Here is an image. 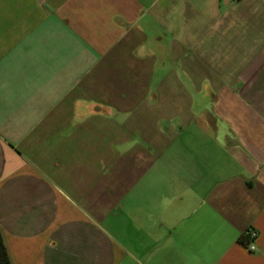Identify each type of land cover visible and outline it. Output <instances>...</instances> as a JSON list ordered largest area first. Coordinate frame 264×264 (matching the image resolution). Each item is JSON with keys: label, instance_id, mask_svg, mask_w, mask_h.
Wrapping results in <instances>:
<instances>
[{"label": "crops", "instance_id": "1", "mask_svg": "<svg viewBox=\"0 0 264 264\" xmlns=\"http://www.w3.org/2000/svg\"><path fill=\"white\" fill-rule=\"evenodd\" d=\"M0 229L12 264H264V0H0Z\"/></svg>", "mask_w": 264, "mask_h": 264}, {"label": "trees", "instance_id": "2", "mask_svg": "<svg viewBox=\"0 0 264 264\" xmlns=\"http://www.w3.org/2000/svg\"><path fill=\"white\" fill-rule=\"evenodd\" d=\"M0 264H12L1 229H0Z\"/></svg>", "mask_w": 264, "mask_h": 264}, {"label": "built area", "instance_id": "3", "mask_svg": "<svg viewBox=\"0 0 264 264\" xmlns=\"http://www.w3.org/2000/svg\"><path fill=\"white\" fill-rule=\"evenodd\" d=\"M247 236L249 238V241L247 242V248L249 249V251L255 252L256 251L255 242L258 238V232H256L255 230H250L247 233Z\"/></svg>", "mask_w": 264, "mask_h": 264}]
</instances>
